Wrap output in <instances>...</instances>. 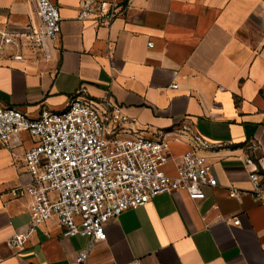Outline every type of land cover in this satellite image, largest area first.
<instances>
[{
	"label": "crops",
	"instance_id": "0c3cea01",
	"mask_svg": "<svg viewBox=\"0 0 264 264\" xmlns=\"http://www.w3.org/2000/svg\"><path fill=\"white\" fill-rule=\"evenodd\" d=\"M53 2L62 19L56 46L26 49L22 60L0 51L1 104L36 119L44 108L63 111L79 92L110 97L144 137L188 125L215 146L200 152L218 181L204 188V200L164 193L123 213L106 225L89 264H264V206L230 197L231 188H253L248 155L264 174V0ZM86 2L121 9L107 26L96 13L78 19ZM31 23L29 0H0V33H21ZM34 144L27 132L0 143V264H73L89 238L62 237L55 220L24 250L9 245L31 224V198L11 191L30 182L24 155ZM188 149L171 143L169 175Z\"/></svg>",
	"mask_w": 264,
	"mask_h": 264
},
{
	"label": "built area",
	"instance_id": "2783aa9c",
	"mask_svg": "<svg viewBox=\"0 0 264 264\" xmlns=\"http://www.w3.org/2000/svg\"><path fill=\"white\" fill-rule=\"evenodd\" d=\"M29 1L35 9L36 23L21 33H0V51L6 48L14 52L12 56L17 60L23 59L26 49L40 51L61 40L58 6L53 0ZM114 7L86 2L78 19L88 20L96 13L109 26L121 9ZM133 124L110 97L94 99L84 92L72 96L63 111L44 108L36 119L0 102V143L8 145L22 132L35 140L24 155L30 182L11 191L15 198L32 200L30 227L10 238L13 250H24L41 225L55 220L62 237L89 238L73 262L89 264L90 254L96 242L105 239V227L111 220L146 206L164 193L186 192L191 200L201 201L206 197L204 188L218 185L200 156V152L215 146L192 127L182 125L160 137L147 138ZM173 142H184L189 149L171 176L166 167L172 159ZM250 149L259 148L252 144ZM244 166L253 188H231L230 197L251 196L264 206V174L259 160L248 155ZM228 221L240 224L237 219Z\"/></svg>",
	"mask_w": 264,
	"mask_h": 264
}]
</instances>
